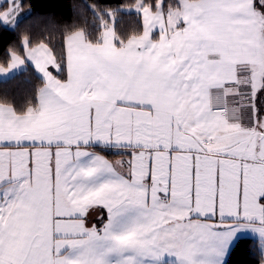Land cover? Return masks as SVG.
Segmentation results:
<instances>
[{
  "label": "snow or ice",
  "instance_id": "6c2138e0",
  "mask_svg": "<svg viewBox=\"0 0 264 264\" xmlns=\"http://www.w3.org/2000/svg\"><path fill=\"white\" fill-rule=\"evenodd\" d=\"M129 10L136 34L104 12L0 64L40 78L0 102V264H229L245 233L264 264V0Z\"/></svg>",
  "mask_w": 264,
  "mask_h": 264
},
{
  "label": "trees",
  "instance_id": "16d2710c",
  "mask_svg": "<svg viewBox=\"0 0 264 264\" xmlns=\"http://www.w3.org/2000/svg\"><path fill=\"white\" fill-rule=\"evenodd\" d=\"M136 2L137 0H19L21 7L17 14L15 30L0 26V64L8 65L10 52L23 56L20 45L24 35H28L33 41L47 42L51 39L55 45L60 46L72 28L95 30L99 25L95 12L129 7ZM7 7L6 2L0 6V11ZM104 19L108 20L105 17ZM115 22L118 35L136 34L142 29V20L135 12L117 11ZM38 86L40 78L35 70L28 66L24 71L0 81V102L7 101L20 109L29 101L35 102ZM105 155L111 160L119 157L110 153ZM101 213L106 218L105 210ZM255 244L254 239L241 237L229 257V264H258V256L253 254Z\"/></svg>",
  "mask_w": 264,
  "mask_h": 264
},
{
  "label": "crops",
  "instance_id": "0c3cea01",
  "mask_svg": "<svg viewBox=\"0 0 264 264\" xmlns=\"http://www.w3.org/2000/svg\"><path fill=\"white\" fill-rule=\"evenodd\" d=\"M133 12H135V11H133ZM66 39V38H65ZM11 53V52H10ZM18 54V53H17ZM11 61L9 60V63H10ZM8 63V64H9ZM28 66H30V65H28L27 63L25 64V65H21V66H19L17 69H14V70H12V71H10L9 73H7V74H3V73H0V81H2V80H6V79H8V78H10V77H12L13 75H15V74H17V73H19V72H22V71H24L25 69H27V67ZM5 67H7V66H5ZM32 67V66H31ZM33 68V67H32ZM34 69V68H33ZM36 72V71H35ZM37 73V72H36ZM55 74V73H54ZM37 75H38V73H37ZM39 76V75H38ZM116 159H120V157H118V158H114L113 160H116ZM103 209H97V210H95V212H93V214H92V217H91V219L90 220H94V219H96V216H97V214H102L101 213V211H102ZM238 235H240V234H238ZM241 237H246V238H251V239H253V236L251 235V234H247V233H245V234H243V235H240V238ZM168 259H170V258H168Z\"/></svg>",
  "mask_w": 264,
  "mask_h": 264
},
{
  "label": "rangeland",
  "instance_id": "374dc122",
  "mask_svg": "<svg viewBox=\"0 0 264 264\" xmlns=\"http://www.w3.org/2000/svg\"><path fill=\"white\" fill-rule=\"evenodd\" d=\"M8 3V6H10V0H0V6L2 5V4H4V3ZM134 6V5H133ZM130 8H132V6H129V7H122V8H118V9H104V10H101V11H99V12H95V14H97V15H100V14H103L104 12H107V13H111V14H114V17H115V13L117 12V11H120V12H124V13H131V12H133V11H130L129 9ZM6 10V9H5ZM105 18H107V19H109V17L108 16H104ZM17 18H18V16L16 15L14 18H13V20H14V22L16 23V21H17ZM111 22V21H110ZM90 222L91 223H94V220H90Z\"/></svg>",
  "mask_w": 264,
  "mask_h": 264
}]
</instances>
